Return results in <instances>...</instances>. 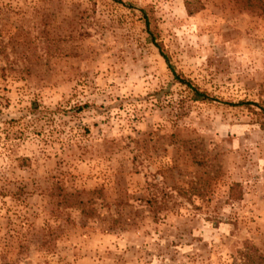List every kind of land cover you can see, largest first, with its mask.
Masks as SVG:
<instances>
[{
  "label": "rangeland",
  "instance_id": "374dc122",
  "mask_svg": "<svg viewBox=\"0 0 264 264\" xmlns=\"http://www.w3.org/2000/svg\"><path fill=\"white\" fill-rule=\"evenodd\" d=\"M202 1L0 0V264L264 252V16Z\"/></svg>",
  "mask_w": 264,
  "mask_h": 264
},
{
  "label": "trees",
  "instance_id": "16d2710c",
  "mask_svg": "<svg viewBox=\"0 0 264 264\" xmlns=\"http://www.w3.org/2000/svg\"><path fill=\"white\" fill-rule=\"evenodd\" d=\"M234 2V4L236 5L237 8H240L242 10H246L252 14H256V15H260V16H264V0H232ZM183 4L186 8V11L189 14H193L197 11H199L200 9L204 8V4L202 0H183ZM143 17H144V24L146 27V31L148 33V37L150 42L158 49L160 55L162 56V58L164 59L167 67L170 69L173 78L181 83L182 85L188 87V89L190 90V92L193 95V98L196 100L199 99H206L208 96L206 94L205 91H202L198 88V86L194 85L190 79L182 76L181 74H179L178 72L175 71V69L172 67L171 63H170V59L167 55V53L163 50L162 44L157 41V32H156V28H154V30H152L150 28V24H149V19L145 13L144 10H141ZM260 112L262 114V116L264 117V108L260 107ZM262 131L264 133V123L261 125ZM238 184L235 183L231 186L230 188V194L229 197L231 199H240L241 198V194H234V188L235 186H237ZM238 254L240 256V260H241V264H264V252L260 251V249L258 247H256L255 245L249 243V242H245L242 246V248H240L238 250Z\"/></svg>",
  "mask_w": 264,
  "mask_h": 264
}]
</instances>
